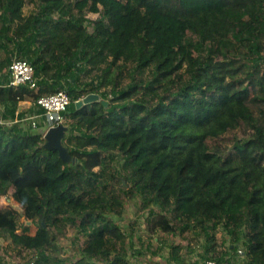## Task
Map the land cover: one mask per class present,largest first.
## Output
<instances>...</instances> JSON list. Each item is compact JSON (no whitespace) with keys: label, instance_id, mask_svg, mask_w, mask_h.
Listing matches in <instances>:
<instances>
[{"label":"trees","instance_id":"16d2710c","mask_svg":"<svg viewBox=\"0 0 264 264\" xmlns=\"http://www.w3.org/2000/svg\"><path fill=\"white\" fill-rule=\"evenodd\" d=\"M41 3L39 13L27 15L25 0H0L13 27L0 71L8 72L13 59L34 68V81L17 88L0 77V197L12 189L17 204L0 207V232L10 245L35 252L29 264H133L124 250L128 235L109 217H122V201L115 195L106 201L100 192L112 163L121 160L129 196L142 194L171 212L150 217V235L225 226L243 254L233 244L217 257L215 236L204 231L209 246L202 261L242 257L244 264H264V0ZM88 13L101 15L92 32L85 26ZM189 32L200 39L196 47L187 42ZM195 48L206 56L194 57ZM82 65L97 77L88 85L78 83V75L67 81L66 160L45 147L43 134L17 127L19 121L7 125L6 116L17 102L33 103L23 118L42 112L36 101L60 90V72L75 75ZM128 66L134 83L111 100L116 105L101 100L76 108L91 93L118 91ZM243 125L252 137L233 152L210 148V139ZM19 212L34 233L28 226L20 231ZM76 221L87 236L82 258H51L47 252L58 250L51 228ZM180 253L172 247L178 264ZM0 264L10 263L0 255Z\"/></svg>","mask_w":264,"mask_h":264},{"label":"rangeland","instance_id":"374dc122","mask_svg":"<svg viewBox=\"0 0 264 264\" xmlns=\"http://www.w3.org/2000/svg\"><path fill=\"white\" fill-rule=\"evenodd\" d=\"M43 8L41 0H25L24 12L25 14L39 13ZM100 14L88 13L85 26L88 31H93L92 23L95 20L100 19ZM10 26L7 18L0 9V56L3 58L4 53L11 49L13 44L7 39H9ZM187 42L192 44L194 47L197 46V43H200V39L194 33L189 32L187 36ZM207 52L204 49L195 48L193 50L194 57H205ZM85 66H81L80 73L73 70L75 75L71 74L70 71L62 70L60 73L62 75L61 80L59 81V89L68 91L67 81H70L72 77L79 76L78 83H83L84 85L90 84L95 77V73L87 72ZM185 67L182 69L181 73L185 75ZM264 69V63H263ZM7 71H0V77L3 79ZM133 67L128 66L122 74L120 79V89L115 93L110 92L109 89H104L99 94L102 101L106 103H112L111 100L119 95L124 90H127L132 86L134 80L131 76L133 75ZM149 75L145 76V80L148 81ZM187 75L185 76V78ZM138 78H140L138 76ZM36 82V78H35ZM97 82H100L97 80ZM79 87L82 88L81 85ZM178 89V84L173 86L172 92L175 93ZM146 93H140L139 97H144ZM149 97V96H148ZM147 98V97H146ZM148 99V98H147ZM136 99H133L135 101ZM32 102H17L15 105H11L12 114L6 116L7 125H10L9 122L12 120L19 121L18 126L22 125L27 126L26 129H31L28 121H22L24 114L28 109L31 108ZM117 103H112L116 105ZM119 105V104H118ZM255 118L261 123L262 118L258 109L255 110ZM68 130V129H67ZM67 132V131H66ZM66 134V133H65ZM253 130L248 126H241L236 130L229 131L222 137L216 140H209L208 144L211 149H217L225 154L233 152L234 147L238 141H245L252 137ZM123 162L121 160H115L112 163V176L105 177L104 181L101 183L100 192L102 193L106 201L115 195L119 197L122 201L124 213L122 217H118L116 214L111 213L110 218L113 219L122 229L124 233L128 236L124 243V250L128 256V259L133 264H178L173 260L172 256V247L178 245L181 248L180 253V262L181 264H199L202 262V256L206 253L207 247L209 246L207 236L205 233L211 236L213 234L215 239L213 242L216 247V256H222L228 252V248L231 245H237L238 250H244L242 243H237L233 240L230 230L225 226H219L215 231L211 229L210 226H205L204 232L200 227L190 228L189 231L181 234L179 232L173 234H166L161 231L150 235L147 232V224L150 217L155 213H165L171 217V212L161 208V206L155 202H150L148 197L143 196L142 194H137L134 197H130L129 190L130 188L124 182L125 172L122 168ZM123 182L125 187L122 188L119 185V182ZM0 207L3 208H16L17 204L13 201L12 198V189L9 190L8 194L5 197H0ZM19 208V207H18ZM108 212V210H107ZM20 231H23L25 226L30 227V233H34L36 227L32 224L26 223L25 217L22 212H19V215L16 217ZM66 226L61 227L59 230H55L54 227L51 228V233L56 238L57 248L55 251H48L47 254L51 258L64 259L66 263L75 262L82 258L81 249L84 245L87 236L79 228V221L75 223L68 222ZM120 247V246H119ZM0 255L10 264H29L36 257V253L24 250L16 249L10 245L5 234L0 232ZM53 262V261H52ZM243 262V261H241ZM54 264V263H53Z\"/></svg>","mask_w":264,"mask_h":264},{"label":"built area","instance_id":"2783aa9c","mask_svg":"<svg viewBox=\"0 0 264 264\" xmlns=\"http://www.w3.org/2000/svg\"><path fill=\"white\" fill-rule=\"evenodd\" d=\"M8 74L10 76L8 83L10 87L17 88L34 81V68L29 62L23 59H13L9 66ZM70 104L71 98L65 90L46 94L39 97L36 101V106L40 108L42 112L27 115L21 120L28 121L31 130L45 136L50 128L65 125L66 113ZM4 122V120L0 119V124H4ZM9 124L12 123L9 122ZM238 254H243V250L239 249ZM241 261L242 257H232L229 260L221 262L206 260L199 264H244Z\"/></svg>","mask_w":264,"mask_h":264},{"label":"water","instance_id":"95a60500","mask_svg":"<svg viewBox=\"0 0 264 264\" xmlns=\"http://www.w3.org/2000/svg\"><path fill=\"white\" fill-rule=\"evenodd\" d=\"M96 101H101L100 95L91 93L85 96L83 99L78 100L75 103V105H76V108L79 109L84 105H88ZM66 131H67V127L65 125H59L57 127H52L47 131V133L44 136V139L46 140L45 147L47 149L58 151L60 156L63 159L68 160L69 155L62 142Z\"/></svg>","mask_w":264,"mask_h":264},{"label":"crops","instance_id":"0c3cea01","mask_svg":"<svg viewBox=\"0 0 264 264\" xmlns=\"http://www.w3.org/2000/svg\"><path fill=\"white\" fill-rule=\"evenodd\" d=\"M9 78H10V76H9V74L7 72V75L5 77H3V79L1 78V80H2V82H6V81L8 82ZM3 110H4V106H0V111H3Z\"/></svg>","mask_w":264,"mask_h":264}]
</instances>
